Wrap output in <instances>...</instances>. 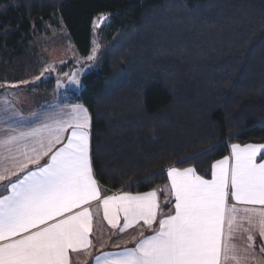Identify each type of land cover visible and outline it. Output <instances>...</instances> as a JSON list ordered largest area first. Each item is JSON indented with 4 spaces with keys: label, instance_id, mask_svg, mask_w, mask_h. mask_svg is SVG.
<instances>
[{
    "label": "trees",
    "instance_id": "obj_1",
    "mask_svg": "<svg viewBox=\"0 0 264 264\" xmlns=\"http://www.w3.org/2000/svg\"><path fill=\"white\" fill-rule=\"evenodd\" d=\"M61 24L80 57L95 33L107 47L79 91L32 109H88L108 193L162 190L171 167L210 179L233 144L264 145V0H0V85L35 75L32 44ZM55 83L32 88L48 101Z\"/></svg>",
    "mask_w": 264,
    "mask_h": 264
},
{
    "label": "snow or ice",
    "instance_id": "obj_2",
    "mask_svg": "<svg viewBox=\"0 0 264 264\" xmlns=\"http://www.w3.org/2000/svg\"><path fill=\"white\" fill-rule=\"evenodd\" d=\"M89 128L88 109L82 105L47 113L30 127L0 128V264H69L70 251L91 245L92 215L84 205L99 200L100 190L91 163ZM211 169L210 179L193 167L168 169L174 212L159 220L155 191L105 197L104 218L113 228L118 212L124 214L121 231L139 221L149 229L158 224L152 235L105 264L235 260L229 241L238 205L261 206L259 212L244 211L249 222L259 217L264 238V145L233 144L231 157L217 160Z\"/></svg>",
    "mask_w": 264,
    "mask_h": 264
},
{
    "label": "crops",
    "instance_id": "obj_3",
    "mask_svg": "<svg viewBox=\"0 0 264 264\" xmlns=\"http://www.w3.org/2000/svg\"><path fill=\"white\" fill-rule=\"evenodd\" d=\"M0 95L4 96L0 97V128H7L9 126L30 127L38 123L45 114L72 106L53 105L41 110L22 109L15 101L9 99L5 93H0ZM57 147H59V145H57ZM227 157H231V147ZM45 159H47V157H45ZM41 163H43V160ZM30 167L35 166L30 165ZM168 169L166 170V185L162 190L155 191L157 193L158 204L157 220L174 212V194L172 193L171 181L167 174ZM11 178L15 179L16 177L13 176ZM3 183H7V181ZM99 190L100 199L91 201L88 205H84V207L89 208L92 215V230L89 235L91 245L77 252L70 251L69 264H105L106 259H113L116 254L122 253L126 249H133L138 240L143 239L145 236L152 235V229L158 227V224L154 223L152 229H149L143 224V221H139L121 231L124 226V214L123 212H118L119 222L117 227L113 228L104 218L102 201L107 196H118L125 192L108 193V191L101 186H99ZM129 194L137 195L132 193ZM237 207L239 209L237 220L234 225L232 238L229 241V243L235 247V256L237 259L234 260L230 258L225 261V264H264V251H261V248L264 247V238L260 236L259 232V217L253 216L251 222H249L247 214L244 211L245 208H249L259 212L262 208L259 205H238ZM76 211H79V209ZM249 235L253 237V240L250 241L248 239ZM249 245H251V247H249ZM104 254L108 255L105 256ZM96 256L101 257L98 262L94 260Z\"/></svg>",
    "mask_w": 264,
    "mask_h": 264
},
{
    "label": "rangeland",
    "instance_id": "obj_4",
    "mask_svg": "<svg viewBox=\"0 0 264 264\" xmlns=\"http://www.w3.org/2000/svg\"><path fill=\"white\" fill-rule=\"evenodd\" d=\"M99 21L94 22V27L98 28ZM47 36L38 37L32 44L35 51L36 61L38 62V70L35 75L28 76L24 81L15 84L16 87L3 86L0 93H5L9 99L15 101L22 109H32L34 103L43 102V104L54 103L56 95L63 92L66 88L79 91L81 88V77L85 73L94 70L100 60L101 53L107 47L106 44H101L99 36L95 33L91 41V50L86 57H80L70 38L68 37L64 27L58 29H49ZM93 58L88 59L89 56ZM68 61H72V66L65 72L59 71L58 67ZM49 78L56 80L53 91L49 94L50 100H44L39 97L42 93L33 90L32 86L40 81H45ZM4 95V94H3ZM0 95V97H4Z\"/></svg>",
    "mask_w": 264,
    "mask_h": 264
},
{
    "label": "water",
    "instance_id": "obj_5",
    "mask_svg": "<svg viewBox=\"0 0 264 264\" xmlns=\"http://www.w3.org/2000/svg\"><path fill=\"white\" fill-rule=\"evenodd\" d=\"M103 19H104V18H102V19L99 20L98 28L100 27V24L102 23Z\"/></svg>",
    "mask_w": 264,
    "mask_h": 264
}]
</instances>
